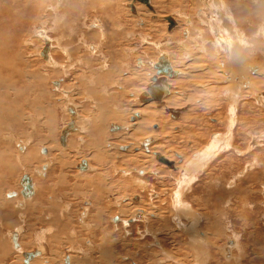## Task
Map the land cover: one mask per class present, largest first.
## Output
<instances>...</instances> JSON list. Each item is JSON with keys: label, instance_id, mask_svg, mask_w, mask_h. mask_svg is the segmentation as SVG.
Here are the masks:
<instances>
[{"label": "rangeland", "instance_id": "obj_1", "mask_svg": "<svg viewBox=\"0 0 264 264\" xmlns=\"http://www.w3.org/2000/svg\"><path fill=\"white\" fill-rule=\"evenodd\" d=\"M100 1H95L93 10L87 9L89 14L84 19L72 22L62 14L52 13L49 4L47 9L38 11L41 5L44 6L43 0H31L28 9L34 12L28 10V15L23 12V18L15 22L9 32L18 55L14 69L11 68L10 80H13L11 87L20 90L21 96L17 94L20 127L18 131L3 129L1 132L0 141L11 145L3 153L10 159L12 170L10 173L2 171L5 182L2 181L0 186V211H4V216L7 212L12 214L9 218L13 223L6 226L4 222L0 227V245L9 251L3 258L0 255V264H23L24 253L36 249L41 255L29 264H65L64 256L72 259L69 264H103L97 255L99 253L93 250L96 247L98 251L103 244L111 253L109 264H264V107L256 99L261 88L247 90L241 86L242 93H238L240 85L227 83L230 77L228 70L224 69L227 74L221 72L227 62L228 49L226 44L213 47L216 40L209 28L204 27L208 29V41L203 44L209 54L203 51L204 48L202 52L185 49L184 39L188 31L181 35L178 31L185 29L189 21L194 26L195 22L201 27L208 26L205 15L193 8V5L200 7L199 1L203 0H152L154 15L141 4L140 12L137 10L134 15L127 0ZM246 3L255 10H252L253 34L249 38L256 43L253 57H257L259 62L264 60V11L255 9L262 6L260 0H246ZM167 16L177 22L170 31L167 30L168 23L163 20ZM64 25L66 33L59 31ZM43 29L46 37L52 39L50 53L57 64L51 61V65H47L39 55L43 50L39 30ZM198 30H195V35ZM241 32L246 39L245 29ZM172 33L175 40L171 38ZM223 38L221 36L222 41ZM160 53L167 54L177 70L183 68L182 63L189 64L191 73L186 69L184 74L188 72V75L177 81H192L184 92L190 101H182L177 94L178 89L183 91V87H179L181 81L172 83V91L166 97L171 99L176 95L178 105L188 108L179 119L171 118L168 112L163 111L164 120L167 118L170 122L165 128L159 129L156 125L157 129L151 125L142 127L140 133L132 137L129 129L136 125L140 127L139 123L132 124L133 113L136 106L143 105L137 95L150 84L149 76L155 73L151 63ZM201 56L204 61L214 60L218 66L213 65L217 68L213 67L214 71L211 69L209 72L205 66L208 62H201ZM74 58L79 59L76 61ZM198 61L203 66L198 67ZM138 62H141L140 67ZM200 66L203 69L199 70ZM245 71L246 75L256 74V70ZM223 75L226 77L220 79L219 76L223 78ZM98 78L109 81L102 84ZM6 90L5 95L11 97L13 90ZM67 106H73L77 111L75 126L77 121L78 130L76 135L72 133L68 137L73 147L69 143L63 146L66 140L61 143L59 138L70 117ZM187 112L196 119H185L183 115ZM95 123L99 126L94 125V132H91ZM113 124L121 129L112 131L109 126ZM147 136L153 140L152 150L173 158L179 165L178 170L158 161L149 150H142L145 159L152 162L147 167L145 159L137 154L139 142ZM5 138H8L7 142ZM133 144L137 147L120 150V147ZM210 145L214 151L209 149L212 152L202 158L201 154L196 156L197 152L206 146L210 148ZM43 150L46 153H42ZM31 152L33 155L26 163L23 158ZM106 152L112 160H108ZM92 153L106 157L101 165L95 167ZM177 153L182 156V161H179ZM84 159L91 168L80 171L76 166ZM192 159L197 162H192ZM43 163L47 165L45 175L41 174ZM187 163L193 168L190 166L189 171L182 175L183 165ZM39 168L40 174L37 173ZM24 175L32 179L35 193L31 195L30 202L27 201L23 220L18 226L13 203L22 199ZM61 180L67 188L61 186ZM89 181H94L101 190L99 197L102 198L98 205L93 201L94 189L86 186ZM64 188L67 193L65 200L62 196H58L60 201L53 198ZM136 196L140 198L138 205L133 202ZM137 206L149 210L162 209V215H157L161 218L151 216L152 229L148 224V232L140 221L127 226L121 223L137 213ZM178 206L177 214V210H173ZM65 207L68 209L62 212L64 215L58 214ZM149 212L145 211L146 214ZM66 216L70 219L67 220ZM118 216L120 222L114 225L112 221ZM165 218L167 222H164ZM0 219L5 221V218ZM55 219L59 220L56 224H48ZM15 226L19 231L16 232L19 248L11 246L8 237ZM155 232L160 233L155 235ZM147 233H153L154 236L150 234L149 237L148 234L146 238L151 242L157 240L160 247L156 248L154 243L144 238ZM196 238L199 241L194 245ZM229 240L232 241L230 245H236V248H233L232 257L224 255L223 258L218 249L221 250L224 243L226 246ZM203 244H209V250L203 248Z\"/></svg>", "mask_w": 264, "mask_h": 264}, {"label": "bare ground", "instance_id": "obj_2", "mask_svg": "<svg viewBox=\"0 0 264 264\" xmlns=\"http://www.w3.org/2000/svg\"><path fill=\"white\" fill-rule=\"evenodd\" d=\"M31 0H22V3L19 1V0H0V140H1V132L3 131V129H4V131H5V129H6V131H9L10 132V130H13V131H18L19 130V127H20V124H18V110L20 109L18 106L20 105L19 104V102H18V100H19V97H18V95L17 94H19L20 93V90H19V88H14V86L13 87H11V84H12V82H13V80L11 81L10 79V77L12 76V72H13V70L11 69V68H13L14 69V66H15V61L17 62V56L18 55H16V53H15V50H14V44H13V37L9 34V32H10V30H11V27L14 25V23L15 22H17V21H19L20 19H22L23 18V15H24V13L23 12H25L26 14H27V12L26 11H33L32 9H28V3L30 2ZM36 1H38V0H36ZM95 1L96 0H43V2H44V6L43 5H41L40 6V8L39 9H37L38 11H41L42 10V8H43V10H45V9H47V5H48V8H49V10L52 12V13H55V14H62V16H66V18H68V19H70V20H72V22L73 21H77L78 19H80V18H83V17H86L89 13L87 12V9H89V10H93L95 7H94V3H95ZM98 1V0H97ZM100 1V0H99ZM118 1V0H117ZM128 1V7L130 8V6L131 5H133L134 6V11H132V9L130 8V11H131V13H133L134 15H136L137 14V10L140 12V5L139 4H141V3H139V2H133V1H129V0H127ZM255 1H258V0H255ZM101 2V1H100ZM114 2V1H113ZM86 3H88V5H85ZM98 3V2H97ZM119 3V2H118ZM135 3V4H134ZM155 3V2H154ZM199 3L201 4L200 5V7L199 6H195V5H193V8H196L199 12H201V13H203L204 15H205V18L207 19L206 21V23H207V25L208 26H203V27H201L198 23H196L195 22V24H196V26H198V27H196V26H194V25H192V23L189 21V22H187L186 24V27H185V29H182L181 31H178L179 33H180V35H181V33L182 32H184L185 30H187L188 32H187V36H186V38L184 39L185 41H186V43H185V49L187 50V49H190L191 51L193 50V49H195V51H196V49H199V51L201 50V52H202V50H203V48H204V50L203 51H205V52H207L205 49H206V47L204 46L205 45V43H204V41L206 40V41H208L207 39H206V32H207V30L204 28V27H207V28H209L210 30H211V34H212V36L215 38V40H216V42H214V44H213V47L214 48H217L219 45H220V47H222V46H224L225 44H227L228 43V54L226 55V58H227V62L225 63V66H223L222 68V70H223V72H221V73H223V74H227V72L225 73V71H224V69H226V70H228V75L230 76L228 79H229V81L227 82V83H233L232 85H234V84H238V86H239V91H238V93H242V92H240V89H242L241 88V86H243V87H246L247 88V90H253V89H259V88H261V91H259L260 93H263L264 94V60H260L259 62H258V60H257V57H253V55H254V48H256L257 46H256V43L254 42V40H252L251 38H249L250 37V34L252 33V26H253V23H254V20H253V18H252V13H254V12H252V10H253V6H251V5H249V4H247L246 3V0H203L202 2H200L199 1ZM41 4V3H40ZM113 4V3H112ZM115 4V3H114ZM159 4V3H158ZM167 4V3H166ZM260 4L262 5V6H264V0H260ZM18 5H20L19 6V8H18ZM143 4H141V6H142ZM150 5L152 6V9L150 10V9H148L145 5H143L145 8H147L149 11H150V14H151V12L153 13V15H154V6L152 5V0H150ZM164 5V4H163ZM241 5H242V8H241ZM118 6H119V4H118ZM118 6H117V8H118ZM171 6V5H170ZM262 6H257V7H255V9H257V8H259V10H261V12L263 13V11H264V7H262ZM115 7V6H114ZM169 7V6H168ZM120 8V7H119ZM118 8V9H119ZM241 8V9H240ZM52 9V10H51ZM114 9V8H113ZM170 9V8H169ZM258 9H257V11H259ZM119 11V10H118ZM121 11V10H120ZM141 11H142V9H141ZM253 11H255V10H253ZM34 12V11H33ZM43 12V11H42ZM116 12V11H115ZM30 13V12H29ZM28 13V14H29ZM114 13V12H113ZM117 13V12H116ZM27 14V15H28ZM139 14V13H138ZM257 14V13H256ZM258 14H260L259 12H258ZM149 15V14H148ZM198 15H199V13H198ZM254 15V14H253ZM200 16V15H199ZM262 16H264V14L262 15ZM54 16H52V18H53ZM155 17V16H154ZM168 17V16H167ZM170 17V16H169ZM202 17V16H201ZM200 17V18H201ZM219 18V21H217V23H216V18ZM255 17V16H254ZM261 17V16H260ZM56 18V17H55ZM54 18V19H55ZM57 18H58V16H57ZM172 18V17H171ZM199 18V19H200ZM84 19V18H83ZM173 20H174V22H175V24L177 25V22H176V20L174 19V18H172ZM259 19V18H258ZM264 19V18H263ZM163 20H165V17L163 18ZM57 21V20H56ZM56 21H55V23H56ZM59 21V20H58ZM255 21H257V20H255ZM260 21H261V18H260ZM53 22V21H52ZM165 22H167L166 20H165ZM69 23V22H68ZM168 23V22H167ZM204 23V22H203ZM202 23V24H203ZM206 23H204V24H206ZM53 24V23H52ZM60 24V23H59ZM63 24V23H62ZM72 24V23H71ZM70 24V25H71ZM75 24H76V22H75ZM201 24V23H200ZM55 25H57V24H54V26ZM73 25V24H72ZM167 25V24H166ZM58 26V25H57ZM226 26H229L227 29H225L224 27H226ZM59 27V26H58ZM57 27V28H58ZM62 28H59V31H61L62 33H66L67 31L65 30V25L64 26H61ZM75 27V26H74ZM14 28V27H13ZM71 28V27H70ZM176 28V27H175ZM189 28H191V33H189ZM197 29H199L198 31H197V34L195 35V30H197ZM245 29V37H246V39L243 37V35H241L242 34V32H241V30H244ZM55 30V29H54ZM13 31V30H12ZM210 32V31H209ZM173 33H175V32H173ZM171 34V38H172V40H175V38H176V36H175V34ZM263 33V32H262ZM12 34V33H11ZM39 34H40V37L42 38V40H43V47H42V49L45 47L46 48V53H39V55L41 54V56L43 57V59H44V63H46L47 65H51L50 64V62L52 61V57H51V47H52V39L51 38H47L46 37V35H45V32H44V29L43 30H39ZM222 34V35H221ZM238 34L240 35V36H238ZM253 34V33H252ZM221 36H223L224 38H223V41H222V39H221ZM253 36V35H252ZM251 36V37H252ZM254 39V38H253ZM183 40V39H182ZM13 44V45H12ZM204 44V45H203ZM204 46V47H203ZM65 48L63 47V50H64ZM189 50V51H190ZM216 51H218V50H216ZM65 52H68V51H65ZM65 52H63V53H65ZM77 52V51H76ZM76 52H74V54L76 53ZM69 53V52H68ZM67 53V54H68ZM208 54H209V52H207ZM195 54V53H194ZM66 55V54H65ZM69 55V54H68ZM161 55H164L165 57H166V59L168 60V62L170 63V66H171V68L176 72V74L173 76V77H168V76H166V82H167V84H168V95L171 93V91H172V89H171V87H172V83H175V81H176V83L177 82H179V81H181V86H179V87H183V91H180V89H178L179 90V93H177V94H179L182 98H181V100L183 101H185V99H186V101H190V97H187V96H185V94H184V92L186 93V88L188 87V86H190L189 85V83L191 84L192 83V81L190 82V81H185L184 79H182V80H178L177 81V79H179V78H183L184 77V75H188V72H190L189 71V64H186V63H182V66H183V68L182 69H180V70H177L175 67L173 68V66L171 65V62H170V60H169V56L167 55V54H165V53H160V55L158 56V57H160ZM263 55V54H262ZM158 57L156 58V61L154 62V63H151V66H152V68L154 69V64L157 62V59H158ZM206 57V56H205ZM229 58V59H228ZM253 58H254V60H253ZM259 58V57H258ZM76 61L79 59H77V58H74ZM81 59V58H80ZM197 60H199V58H196ZM204 59V57L202 58V56H201V62H208V63H206L205 64V66L207 67V69H208V71L210 72V70L212 69H214L213 67H215L214 65H216V66H218L217 64H216V62L214 61V60H207V61H204L203 60ZM211 59V58H210ZM213 59V58H212ZM21 61V60H20ZM19 61V62H20ZM223 61H225V60H223ZM82 62V61H81ZM80 62V63H81ZM197 62V61H196ZM195 62V63H196ZM52 63H55V62H52ZM257 63V64H256ZM55 64H57V63H55ZM214 64V65H213ZM256 64V65H255ZM198 65H202V63H200L199 61H198V63H197V66ZM17 66V65H16ZM53 66V65H52ZM143 66V65H142ZM203 66V65H202ZM256 66V67H255ZM144 67V66H143ZM199 67V66H198ZM201 67V66H200ZM255 67V68H254ZM215 68H217V67H215ZM16 69V68H15ZM186 69H188V72L187 73H185L184 74V72L186 71ZM194 69V68H193ZM199 70L200 69H203L202 67L201 68H198ZM256 70V74H253V76H251V75H246V71L245 70H247V71H249V73H250V71L251 72H253V71H255ZM155 70V69H154ZM153 70V71H154ZM23 71V70H22ZM198 71V70H197ZM214 71V70H213ZM218 71V70H217ZM221 71V70H220ZM231 71V72H230ZM258 71V72H257ZM196 72V71H195ZM207 72V71H206ZM153 73L154 72H152L150 75H151V77L149 76V80L155 75V73H154V75H153ZM191 73V72H190ZM205 73V72H204ZM208 73V72H207ZM30 74V73H29ZM90 74V73H89ZM14 75V74H13ZM102 75V74H101ZM101 75H100V77H101ZM153 75V76H152ZM203 75H201V76H199L200 78L202 77ZM218 76V75H217ZM14 77V76H13ZM34 77V76H33ZM204 78H205V74H204V76H203ZM224 77H226V75H223V78L222 77H220L219 76V78L220 79H224ZM37 79H38V77H36ZM173 78V79H172ZM194 78V77H193ZM99 79V81L102 83V84H105V83H108V81L109 80H101L100 78H98ZM97 79V80H98ZM226 79V78H225ZM211 80V79H210ZM221 81V80H220ZM223 81V80H222ZM137 82H140V81H137ZM150 83H151V81H150ZM220 83V82H219ZM16 84V83H15ZM58 85V84H57ZM229 85V84H228ZM257 85H260V87H257ZM202 86V85H201ZM16 87V86H15ZM26 87H28V85L26 86ZM147 87V86H146ZM229 87V86H228ZM234 87V86H233ZM9 90V91H12V96L11 97H9V96H6L5 94H6V92H5V90ZM22 89V88H21ZM23 89H25L26 90V88H23ZM234 89L235 90H238V88L236 89L235 87H234ZM6 90V91H7ZM22 92V91H21ZM231 93H232V91H230ZM24 93V92H23ZM234 93V92H233ZM141 94V93H140ZM139 94V95H140ZM228 94V93H227ZM235 94V93H234ZM248 94V93H247ZM263 94H261V97L259 98L258 97V94H257V96H256V99L257 98H259L258 100H261L260 102L262 103V106L264 107V96H263ZM20 95V94H19ZM139 95L137 96V99H138V97H139ZM167 95V96H168ZM225 95V94H224ZM237 95V94H236ZM21 96V95H20ZM24 96V95H23ZM166 96V97H167ZM9 97V98H8ZM164 98L163 100H162V105L159 107V106H157L154 102H148V103H142L143 105H138V107L136 106V109H135V116L133 115V119H132V121L134 122V124L135 123H139V125H140V127H138L137 125L136 126H134L133 128H131V129H129V131H131V133H132V137L133 136H136L137 134H139L140 133V131H141V129H142V127H145L146 128V126H150L151 125V127L152 126H154V125H156L157 126V128H165L170 122L168 121V120H164V114H163V111L165 112V109L166 108H171V109H178V108H184L183 106H185V105H178V103H179V101L177 100V98H176V95L175 96H171V99H167V98ZM233 97H235V96H233ZM37 99H38V97H36ZM43 98V97H42ZM41 98V99H42ZM180 98V97H179ZM44 99V98H43ZM43 99H42V101H43ZM40 100V99H39ZM180 100V101H181ZM49 102V101H48ZM48 102H46V103H48ZM257 102H259V101H257ZM50 103V102H49ZM186 103V102H185ZM23 104H24V102H23ZM182 104V103H181ZM155 105V106H154ZM32 106H34V104L32 105ZM37 106V105H36ZM17 107H18V109H17ZM35 107V106H34ZM33 107V108H34ZM22 108V107H21ZM188 108V107H187ZM35 110V109H34ZM40 110V109H39ZM20 111H22V110H20ZM41 111V110H40ZM67 111L69 112V114H70V117H69V122L66 124V126H68V125H71V128H69L65 133H63V131L65 130V128H66V126L61 130V133H60V137H62V136H64L65 138V140H66V138L67 137H69L68 135L71 133V132H73V131H75L76 130V128H75V119H77L76 117H77V115H76V112H75V110H74V108L72 107V106H67ZM187 111V110H186ZM43 114L45 113V112H43V110L41 111ZM52 112V111H51ZM20 113H22L23 114V112H20ZM180 113H181V110H180ZM38 114H40V113H38ZM42 114V115H43ZM52 114V113H51ZM51 114H49V115H51ZM113 114H114V112H113ZM134 114V113H133ZM170 115V117L171 118H174V117H172V115L170 114V113H167V115ZM181 115H182V113H181ZM179 116V115H178ZM191 116H192V113H186V115H183V117L185 118V119H190V121H192V119H193V121L196 119V117L194 118V117H192L191 118ZM50 117V116H49ZM132 118V117H131ZM50 119V118H49ZM175 119H177V117L175 118ZM27 120V119H26ZM164 120V121H163ZM184 120V119H183ZM45 122V121H44ZM50 122V121H49ZM49 122H48V124H49ZM179 122H180V120H179ZM233 122V121H232ZM51 123V122H50ZM46 124H47V122H46ZM53 124V123H52ZM167 124V125H166ZM179 124V123H178ZM44 125V124H43ZM56 125V124H55ZM94 125H96V126H99L98 124H93V127H92V129H91V132H94ZM114 125V124H113ZM47 126V125H46ZM76 126L78 127V122L76 121ZM112 126V125H111ZM111 126H110V129L112 130V131H119V129H121V127H119V126H117L118 128L117 129H112L111 128ZM115 126V125H114ZM156 126H155V128H156ZM123 127V126H122ZM51 128V127H50ZM52 128H56L55 126L53 127L52 126ZM51 128V129H52ZM156 128V129H157ZM179 128V127H178ZM172 129V128H171ZM181 129V128H180ZM182 129H184V128H182ZM186 129V128H185ZM231 129V128H230ZM49 130V129H48ZM52 131V130H51ZM55 130L53 129V132H54ZM128 131V130H127ZM128 131V132H129ZM183 131V130H182ZM193 131V130H192ZM53 132L51 133V134H53ZM49 133H50V131H49ZM154 134H156V133H154ZM200 134V133H199ZM55 135V134H54ZM73 135H75V134H73ZM170 135V134H169ZM179 135V134H178ZM201 135V134H200ZM51 136V135H50ZM50 136H48V138L50 137ZM56 136V135H55ZM70 136H71V134H70ZM158 136V135H157ZM199 136V135H198ZM198 136H196V137H198ZM216 136H219V134H216ZM21 137V136H20ZM59 137V138H60ZM148 137V139L147 138H142L143 140L144 139H146V140H144L143 141V143H142V146L145 148L144 150H149V153H152L153 154V156L154 157H156L157 155H160V156H162V157H164V158H166V159H168L169 161H174L173 160V158H170L169 156H166L165 154H162V152H159V150H157V151H155V150H152L153 148H152V145L151 146H148V148H146V146L149 144V142H150V138H149V136H147ZM173 137V136H172ZM190 137V136H189ZM23 137H21V139H22ZM6 140H4V141H8V138H5ZM51 139V138H50ZM198 139H199V137H198ZM201 139V138H200ZM231 139V138H230ZM23 140V139H22ZM28 140V139H27ZM26 140V141H27ZM70 139L69 138H67V145H68V143H69V145H70V142H68ZM219 140V139H218ZM11 141H13L12 139H11ZM82 141V140H81ZM5 142V143H6ZM60 143V142H59ZM66 143V142H65ZM73 143V142H72ZM194 144V143H193ZM10 144H4V143H2V141H0V176H2V177H0V186L2 185V181H4L5 182V180H3L4 178H3V176L4 175H2L3 173H10L11 172V170H12V164H10L9 163V158L7 157V154H5L4 155V151H5V149L7 150V149H9L10 148V146H9ZM72 145V144H71ZM70 145V146H71ZM134 146H131L130 145V147H128L129 148V150L130 149H132V148H134V147H137V146H135V144H133ZM140 145V144H139ZM21 146V145H20ZM63 146H65V144L63 145ZM74 145H72L71 147H73ZM115 146V145H114ZM117 146V145H116ZM154 147V146H153ZM207 147V146H206ZM206 147H204V149L202 150H200V152H197V154H196V156L197 155H199L200 156V154L202 155L201 156V158L202 157H204V156H206V155H208V154H210L212 151H214L213 149H212V146L210 145V148H206ZM117 148V147H116ZM205 149H207V151H205ZM209 149H212V151L210 152V151H208ZM24 150H26V149H24ZM120 150H127V147H120ZM142 150L143 149H139V152H137V154H139L140 156H142L144 159L146 158V156L145 155H143V153H142ZM4 152V153H3ZM7 152V151H6ZM25 152V151H24ZM33 152V151H32ZM32 152L28 155V153L26 154V156L23 158L24 160H25V162L26 163H28V161H29V159L28 158H30V157H32ZM42 153H46V151L45 150H43L42 151ZM24 154V153H23ZM22 154V155H23ZM93 154V153H92ZM91 154V155H92ZM106 154H107V157H108V160H112V157L111 158H109L110 157V155L108 154V152H106ZM21 157V156H20ZM19 157V158H20ZM62 157V156H61ZM180 157V156H179ZM182 157V156H181ZM105 156L104 155H101V154H93L92 156H91V159L93 160V162H94V165H95V167L96 166H99V165H101V162L102 161H104L105 160ZM66 159V158H65ZM183 159V158H182ZM22 160V159H21ZM196 160V159H195ZM194 160V161H195ZM203 160V159H202ZM82 161H84L85 163H86V161L85 160H82ZM192 162H194L193 161V159L191 160ZM112 162V161H111ZM145 164L147 165V167H149V164H150V160L147 158V159H145ZM176 162V161H175ZM195 162H197V161H195ZM25 163V165H27V167H28V164H26ZM88 163V162H87ZM87 163L85 164L86 166L85 167H83V168H80V164H81V162L76 166L80 171H86V170H89L88 168H91L90 167V164L88 163V166H87ZM110 163V162H109ZM152 163V162H151ZM202 163H204V162H202ZM20 164V163H19ZM31 164V163H30ZM44 164V163H43ZM197 164V163H196ZM195 164V165H196ZM57 165V164H56ZM58 165H59V163H58ZM126 165V164H125ZM194 165V164H193ZM184 166V168L182 169V175L184 174V173H186L187 171H189V169H190V166L193 168V166L192 165H190L189 163H187V164H184L183 165ZM151 167V166H150ZM175 167V164H174V166H173V169H176V168H174ZM40 168H41V166H40ZM40 168L38 169L39 171H40ZM18 169V168H17ZM43 170L45 169V167H43L42 168ZM37 170V169H36ZM2 171H3V173H2ZM171 171V170H170ZM38 173V172H37ZM97 173V172H96ZM140 173H143L142 171L140 172ZM39 174V173H38ZM156 177H158V176H156ZM159 178V177H158ZM67 182V181H66ZM32 179H30V176H29V187H30V189L32 190V194H33V186H32ZM68 183V182H67ZM70 183V182H69ZM6 184V183H5ZM60 184H61V186L62 187H66L65 185H67V184H65V182H64V180H61L60 181ZM72 184V183H71ZM74 184V183H73ZM85 184V183H84ZM40 185H42V183L40 184ZM79 185V184H78ZM72 186V185H71ZM76 186V185H75ZM86 186H88L89 187V189H91V188H93L94 189V193H93V191H92V193H93V201H95V203H96V205H98L99 204V200L102 198V197H99V196H101V190L99 189V188H97V186L95 185V183H94V181L93 182H91V181H89V183H87V185ZM87 187V188H88ZM67 188V187H66ZM66 188H64L60 193H58L57 195H54L53 196V198H57V199H59V201H60V198L58 197V196H62V198L64 199L65 198V194H67L66 193V191H65V189ZM78 188V187H77ZM70 189V188H69ZM34 190H35V187H34ZM68 190V189H67ZM73 191V190H72ZM17 192V191H16ZM40 193H42V192H40ZM32 194H30V195H27V196H23L24 197V202H25V208H24V210H19L18 208H16L15 206H14V209H13V211L16 213V216H15V218L17 217L18 219H19V221L17 222V225L23 220V217H22V215H23V213L25 212V210H26V207H27V201L28 202H30V199H31V195ZM73 194H74V192H73ZM1 195V194H0ZM5 196V195H4ZM28 196H30V198L28 197ZM92 197V196H91ZM5 198V197H4ZM27 198V199H26ZM12 199V198H11ZM13 199H15V198H13ZM92 199V198H91ZM1 200L2 199H0V202H1ZM22 200V199H21ZM65 200V199H64ZM63 200V201H64ZM5 201V200H4ZM3 201V202H4ZM11 201V200H10ZM15 201V200H14ZM138 201V202H137ZM16 202V201H15ZM15 202L13 203V204H15ZM133 202H137V203H135L136 205H138V203L140 202V198H139V200H138V197H134L133 198ZM69 204V203H68ZM2 205H7V204H2ZM22 205V204H21ZM30 205V204H29ZM1 206V205H0ZM8 206V205H7ZM6 206V207H7ZM23 206V205H22ZM94 206H95V204H94ZM168 206V205H167ZM13 207V206H12ZM67 207H69V206H67ZM67 207H65V209L63 208V210H61L58 214H60V215H64L62 212L63 211H65V210H67L68 208ZM2 208V207H1ZM0 208V209H1ZM67 208V209H66ZM75 208V207H74ZM97 208V207H96ZM163 208V207H162ZM12 209V208H11ZM5 210V209H4ZM162 209H160V207H158V209L157 210H149V209H144V208H142L141 206H137V210H136V212L137 213H135L129 220H127V221H124V222H121V223H124L123 224V226H127L128 224H131V223H134V222H138V221H140V223H142L144 226H145V231H147V229H146V226L149 224V226H150V223H151V221H150V219H151V216H153V218H155L158 214H161V211ZM177 210V211H176ZM179 210H180V208H179V206L178 207H176L173 211H176L177 212V214H178V212H179ZM3 211V210H2ZM6 211V210H5ZM12 211V212H13ZM86 211L87 210H85V213H86ZM145 211H150L149 213H145ZM172 210L170 209V212H171ZM4 212V211H3ZM2 212V213H3ZM66 212V211H65ZM102 212V211H101ZM1 213V211H0V217L1 218H5V221H1V219H0V227H1V225L2 224H4V222L6 223V226H10L12 223H13V221L9 218V213L7 212L6 213V215L4 216V214H2ZM85 213H84V215H85ZM69 214V213H68ZM67 214V215H68ZM164 214V213H163ZM12 215V214H11ZM10 215V216H11ZM71 215V214H70ZM162 215V214H161ZM175 216H176V214H175ZM67 217V220H69L70 219V217H68V216H66ZM157 217H159V218H161L162 216H157ZM168 217V216H167ZM173 218V217H172ZM163 219V218H162ZM195 220V219H194ZM39 221H40V219H39ZM59 220L58 219H55V220H53L51 223H48V224H56V222H58ZM168 220H166V218L164 219V222H167ZM215 221H218V220H216L215 219ZM219 222V221H218ZM167 224V223H166ZM166 224H164V226H166ZM19 226V225H18ZM219 226H220V224H219ZM151 227V226H150ZM17 229H18V227H16L15 226V230L13 231V232H19V231H17ZM151 229H152V227H151ZM177 229V228H176ZM177 230H179V227H178V229ZM144 231V232H145ZM148 232V231H147ZM182 232V231H181ZM160 232H155L154 234L155 235H157V234H159ZM149 234V237H151L150 236V234L152 235V236H154L153 235V233H147L145 236H144V238L145 239H147L148 241H149V239L148 238H146V236ZM137 235H139L140 236V232L138 231L137 232ZM11 236H12V232H10L9 233V235H8V237H10V239H11ZM198 241H199V238H196L194 241H193V243H194V245H196V244H198ZM149 242H151V241H149ZM187 242V241H186ZM13 243H14V245H17V241H16V236H15V238L13 239ZM151 243H154L153 245L156 247V248H158V247H160V244H159V242L156 240L155 242L154 241H152ZM193 243H192V245H193ZM232 245V241L231 240H229L227 243H226V246H225V243H224V247L220 250V248L218 249V251H219V253L220 254H222V257L223 258H225V256L226 257H232V251H233V248H236V245H233V246H231ZM152 245V246H153ZM206 245V244H205ZM204 244L202 245V247L203 248H206L207 250H209V244H207V246H205ZM231 246V248H229V246ZM1 247H0V255H1V257L2 256H4V254L7 252V250L5 249V247L4 246H2V244L0 245ZM12 246V245H11ZM104 247H105V245L103 244L102 246H100V247H98V251L96 250V247H93V250L95 251V252H97V253H99V254H97L98 255V257L100 258V259H102L103 260V264H109V260H111L112 261V258H110V252H109V250L106 248V250L104 249ZM193 247H195V246H193ZM8 254H9V251L7 252ZM7 253H6V255L5 256H7ZM37 254H38V252H36ZM225 255V256H224ZM102 256V257H101ZM3 258V257H2ZM6 258V257H5ZM69 258V260L71 261L72 259L70 258V257H68ZM24 259V261H26V264H29V263H27L30 259H25V258H23ZM119 261V260H118ZM116 262V261H115ZM101 264V263H100ZM111 264V263H110Z\"/></svg>", "mask_w": 264, "mask_h": 264}, {"label": "water", "instance_id": "obj_3", "mask_svg": "<svg viewBox=\"0 0 264 264\" xmlns=\"http://www.w3.org/2000/svg\"><path fill=\"white\" fill-rule=\"evenodd\" d=\"M133 2H139L143 5H145L148 9H152V6L150 5V0H129ZM130 8L132 11H134V6L131 5ZM165 20L168 22L167 30L170 31L174 26H176L174 20L171 17H165ZM42 53H46V48L44 47L42 50ZM155 69V75L150 79L151 83L147 85L146 90L142 92L138 100L142 103H148V102H154L157 106L162 105V100L168 95V84L166 82V76L173 77L176 72L171 68L170 63L166 59L164 55H161L158 57L157 62L154 64ZM166 112L170 113L172 117L176 118L180 114V110L178 109H171L166 108ZM69 128H71V125H68L63 133H65ZM112 129H117V126L112 125ZM65 137H61V143H64ZM156 159L160 161L161 163L167 165L169 168H173L174 163L169 161L168 159L157 155ZM86 163L84 161H81L80 168L85 167ZM22 194L27 196L32 194V190L29 187V177L26 175L23 176L22 179ZM37 255L36 252L32 253H24L25 259H30ZM26 264V261H24Z\"/></svg>", "mask_w": 264, "mask_h": 264}, {"label": "flooded vegetation", "instance_id": "obj_4", "mask_svg": "<svg viewBox=\"0 0 264 264\" xmlns=\"http://www.w3.org/2000/svg\"><path fill=\"white\" fill-rule=\"evenodd\" d=\"M129 8V7H128ZM129 10H130V8H129ZM131 12V11H130ZM155 61H156V59H155ZM53 62V61H52ZM141 66V62H138V67H140ZM151 77V76H150ZM169 90V89H168ZM142 93V92H141ZM261 94H263V93H260V95H258V97L260 98L261 97ZM139 95V94H138ZM137 95V96H138ZM263 96H264V94H263ZM258 98V99H259ZM259 102H260V100H259ZM73 107V106H72ZM74 108V107H73ZM182 109V110H181ZM74 110H75V112L77 113V111H76V109L74 108ZM178 110H181V113H184L186 110H187V108L186 107H184V108H178ZM181 113L179 114V116H178V118L177 119H179L180 118V116H181ZM134 114H136V113H134ZM77 118V117H76ZM76 120V119H75ZM69 122V120L66 122V124ZM66 124L64 125V127L66 126ZM132 124H134V122L132 123ZM111 126V125H110ZM110 126H109V129H110ZM116 126V125H115ZM155 126V125H154ZM63 127V128H64ZM62 128V129H63ZM75 128H76V130L75 131H73V132H71L70 134H72V133H75V135H76V132H77V130H78V127L77 126H75ZM61 129V130H62ZM80 129V128H79ZM60 133H61V131H60ZM70 134L68 135V136H70ZM59 137H60V134H59ZM68 138V137H67ZM67 138H66V143H65V145H67ZM59 139V138H58ZM148 139V138H147ZM151 139V138H150ZM144 140H146V139H144ZM144 140H142V141H140L139 142V146H138V151H139V149H145L143 146H142V143H143V141ZM152 142H153V140L151 139L150 140V142H149V144L146 146V148H148V146H151L152 145ZM58 143H59V141H58ZM60 144V143H59ZM132 146V145H131ZM126 147H127V150L129 149L128 147H130V145H126ZM82 148H83V146H82ZM145 151H147V150H145ZM42 152V151H41ZM176 155H178V156H180L179 157V161H182V157H181V155L179 154V153H177ZM85 161H86V163H87V160L86 159H84ZM82 161V160H81ZM80 161V162H81ZM79 162V163H80ZM171 162H173L174 164H175V167L174 168H176V170H178V166H177V164L175 163V161H171ZM78 163V164H79ZM45 165V169L43 170L42 168H43V166ZM42 167H41V174H43L44 172H46V164H44ZM87 166H88V163H87ZM180 166H182V165H180ZM89 169V168H88ZM37 172L39 173V170H37ZM40 174V173H39ZM43 175H45V173L43 174ZM32 186H33V194L35 193V191H34V183H32ZM20 194H21V192H20ZM21 197H22V200H16V202H15V204H14V206L16 207V208H18L19 210H24V208H25V203H24V198H23V196L22 195H20ZM32 197V196H31ZM136 197H138V196H136ZM30 198V197H29ZM27 199V198H26ZM138 200H139V198H138ZM137 203V202H136ZM23 206H22V205ZM120 218H119V216H118V218L116 219V220H114V221H112V222H114V225H116L117 223H118V221L120 222V220H119ZM112 224V223H111ZM113 225V224H112ZM15 236H16V241H17V245H14V243H13V239L15 238ZM11 243H12V246L14 247V248H19V241H18V234L16 233V232H12V236H11ZM32 252H38V254L37 255H35L34 257H32L27 263H29L32 259H34V258H36V257H39L41 254H40V252L36 249V250H33V251H30V252H28V253H32ZM64 260H65V262L63 261V263H65V264H69V258H68V256H64ZM23 264H24V261H23Z\"/></svg>", "mask_w": 264, "mask_h": 264}, {"label": "crops", "instance_id": "obj_5", "mask_svg": "<svg viewBox=\"0 0 264 264\" xmlns=\"http://www.w3.org/2000/svg\"><path fill=\"white\" fill-rule=\"evenodd\" d=\"M222 35V34H221ZM226 48L228 49V43L226 44ZM53 61V60H52ZM47 180V179H46ZM235 189H236V187H234ZM187 203V202H186ZM188 204V203H187ZM189 206H192V205H190V204H188ZM116 220V219H115ZM114 221V220H113ZM62 230H64V229H62ZM250 250H251V248H250Z\"/></svg>", "mask_w": 264, "mask_h": 264}]
</instances>
